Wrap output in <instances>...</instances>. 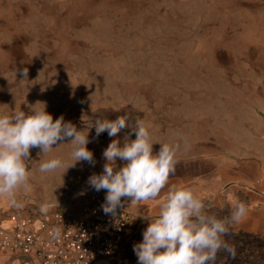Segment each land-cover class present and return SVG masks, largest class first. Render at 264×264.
<instances>
[{
  "label": "rangeland",
  "instance_id": "374dc122",
  "mask_svg": "<svg viewBox=\"0 0 264 264\" xmlns=\"http://www.w3.org/2000/svg\"><path fill=\"white\" fill-rule=\"evenodd\" d=\"M44 106L54 121L63 116L88 133L92 153L111 142L107 132L96 137L95 120L128 114L144 117L157 151L185 137L184 154L216 155L217 191L206 210L229 218L253 186L239 169L236 178L227 173L229 162L253 160L264 145V0H0V115ZM63 143L46 154L30 150L29 181L15 205L0 197V222L44 205L79 209L82 161L39 171L51 158L73 163ZM251 208L225 237L235 258L221 251L215 264H264V233L247 225ZM128 209L140 243L156 216L129 201ZM0 264L39 263L0 250ZM92 264L138 258L130 250Z\"/></svg>",
  "mask_w": 264,
  "mask_h": 264
},
{
  "label": "clouds",
  "instance_id": "9594fccd",
  "mask_svg": "<svg viewBox=\"0 0 264 264\" xmlns=\"http://www.w3.org/2000/svg\"><path fill=\"white\" fill-rule=\"evenodd\" d=\"M21 75L27 77V70ZM98 138L107 132L117 137L122 130L131 131L124 136L123 144L112 139L103 151L106 163L100 174H92L87 184L99 192H106L101 205L107 216H116L125 202L139 204L157 200L167 186L164 199L159 204L158 215L150 219L143 231V240L133 246L138 264H215L217 254L226 252L235 258L236 250L225 237L233 235L229 225L239 223L246 214L244 203H238L229 218H218L209 214L210 206L198 198L193 190L183 185H169L171 175L180 162L178 153L188 151L185 137L180 142L159 143L154 153L151 132L143 119L131 115L119 116L115 120L97 118L93 124ZM135 134V139L131 135ZM67 140L73 161L65 165L60 158H51L40 164L41 173H51L59 168H69L76 162L86 161L94 166L93 153L88 150V133L85 135L63 116L53 120L45 106L33 109L30 114L15 111L11 115H0V197H6L15 205L16 194L29 181V170L25 161L30 159V150L38 148L42 154L49 153L53 145ZM125 162L117 166V160ZM81 195L85 194L83 192ZM51 205L42 206L47 211ZM58 231V230H57Z\"/></svg>",
  "mask_w": 264,
  "mask_h": 264
},
{
  "label": "built area",
  "instance_id": "2783aa9c",
  "mask_svg": "<svg viewBox=\"0 0 264 264\" xmlns=\"http://www.w3.org/2000/svg\"><path fill=\"white\" fill-rule=\"evenodd\" d=\"M93 157L94 166L82 161L88 172L77 181L79 213L64 208L45 212L40 206L33 212L12 215L8 226H0V250L30 257L39 264H92L133 250L138 235L128 224V201L116 216H107L101 209L106 192L87 184L92 174L101 173L97 164L105 160L101 151L93 152Z\"/></svg>",
  "mask_w": 264,
  "mask_h": 264
},
{
  "label": "crops",
  "instance_id": "0c3cea01",
  "mask_svg": "<svg viewBox=\"0 0 264 264\" xmlns=\"http://www.w3.org/2000/svg\"><path fill=\"white\" fill-rule=\"evenodd\" d=\"M144 120L145 119L143 117V121ZM144 123L146 125V122ZM130 131L131 129L126 128L122 130L121 133H119L120 137H108L110 140L119 139L121 144H123L125 134L129 133ZM131 139H135L134 133L131 135ZM153 142L155 143L153 145V151L155 153L157 152V150H155V145H157V143L155 141ZM200 155L201 152L199 151V148H197L196 153L192 151L188 155L180 151L177 155V158L180 162L176 166L175 174L170 176L168 186L176 184L189 187L193 190L194 194L198 198L206 203L207 200L210 199L211 194L215 195L217 191L218 162L216 155H214L213 157H209L207 160H203L204 165L202 166L203 161ZM249 156H252L255 159L252 160V158L247 157L239 161L232 160L231 163L229 162L230 168L228 167L226 172L231 173L232 176L236 178L240 176L238 174L239 171H237L239 169L241 171V173L239 172L241 175L244 174L245 176H248V180L253 182V186L249 188L251 190L249 193L250 198L247 202H245L246 206H252V217L251 220H249L251 224L249 221H247V225H249L248 227L253 230L264 233V145L262 150L260 149V151L256 152L255 155ZM118 160L116 161L117 166L122 167L125 162H119ZM105 163L106 160L102 163H99L98 165L101 173ZM240 184L241 183H238V185ZM166 192L167 186L164 190H162L161 196L157 200L143 201L134 205L138 207L140 206V209H143V211L146 209V212L152 216H157L159 212V204L164 199ZM129 203L131 202L129 201ZM135 211L137 214L140 213L139 208ZM73 213H79V209L74 210ZM9 224L10 222L8 218L7 222L6 220H1L0 222V226H8Z\"/></svg>",
  "mask_w": 264,
  "mask_h": 264
}]
</instances>
